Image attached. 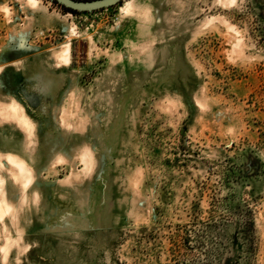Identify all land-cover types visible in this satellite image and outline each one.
<instances>
[{
	"label": "rangeland",
	"instance_id": "374dc122",
	"mask_svg": "<svg viewBox=\"0 0 264 264\" xmlns=\"http://www.w3.org/2000/svg\"><path fill=\"white\" fill-rule=\"evenodd\" d=\"M26 1L0 0V105L33 122L0 119V264H264V0Z\"/></svg>",
	"mask_w": 264,
	"mask_h": 264
},
{
	"label": "bare ground",
	"instance_id": "6f19581e",
	"mask_svg": "<svg viewBox=\"0 0 264 264\" xmlns=\"http://www.w3.org/2000/svg\"><path fill=\"white\" fill-rule=\"evenodd\" d=\"M223 1V0H222ZM237 0H235L236 2ZM29 6H36L39 2L37 0H33V3H29V0H27ZM231 2V0H229ZM232 3V2H231ZM137 9H135V0L127 1L125 5L121 6V11L123 13L132 15L136 12ZM9 12V11H8ZM71 14V13H70ZM240 42V41H239ZM236 44V48H239L240 43ZM60 58L64 61L70 60V48L69 44L65 45L63 49H61V55ZM1 69V68H0ZM18 115L20 118L21 125L25 128L28 135H32L33 132V122L32 120L25 114L22 105L13 100L8 105H0V119L6 118L9 119L12 116ZM64 115V114H63ZM9 117V118H8ZM82 154L83 155V161L86 164V167H90L92 163V155L91 152L87 149ZM5 161L9 162L11 168L8 170V176L14 180L15 182L20 183L26 190L31 186L33 183L32 181V169L27 166V164L20 160L15 154L8 153L6 155ZM5 169L6 166L4 164V160H2V156L0 154V169ZM16 168H19L17 171ZM34 175V174H33ZM5 184V177L0 174V218H2L4 221L5 218L9 217L13 221V224L15 225L17 229V235L22 234V228L20 227L21 223V208L18 210L15 209V206L12 201L9 200L8 195L3 189V186ZM26 194L23 196L22 202L25 203ZM1 240V236H0ZM15 241V237L13 236H6L4 242H0V249L2 250L3 255H6L10 245L12 242Z\"/></svg>",
	"mask_w": 264,
	"mask_h": 264
},
{
	"label": "water",
	"instance_id": "95a60500",
	"mask_svg": "<svg viewBox=\"0 0 264 264\" xmlns=\"http://www.w3.org/2000/svg\"><path fill=\"white\" fill-rule=\"evenodd\" d=\"M65 8L79 12H93L119 4L122 0H52Z\"/></svg>",
	"mask_w": 264,
	"mask_h": 264
},
{
	"label": "snow or ice",
	"instance_id": "6c2138e0",
	"mask_svg": "<svg viewBox=\"0 0 264 264\" xmlns=\"http://www.w3.org/2000/svg\"><path fill=\"white\" fill-rule=\"evenodd\" d=\"M231 2L234 4L235 0H231ZM29 3H33V0H29Z\"/></svg>",
	"mask_w": 264,
	"mask_h": 264
},
{
	"label": "trees",
	"instance_id": "16d2710c",
	"mask_svg": "<svg viewBox=\"0 0 264 264\" xmlns=\"http://www.w3.org/2000/svg\"><path fill=\"white\" fill-rule=\"evenodd\" d=\"M68 9V8H67ZM69 10H71V11H73V12H77V11H75V10H72V9H69Z\"/></svg>",
	"mask_w": 264,
	"mask_h": 264
}]
</instances>
